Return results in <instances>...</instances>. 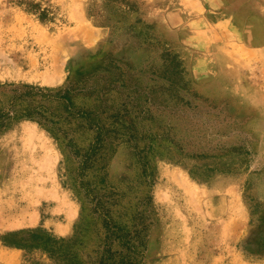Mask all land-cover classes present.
I'll list each match as a JSON object with an SVG mask.
<instances>
[{"label":"rangeland","instance_id":"1","mask_svg":"<svg viewBox=\"0 0 264 264\" xmlns=\"http://www.w3.org/2000/svg\"><path fill=\"white\" fill-rule=\"evenodd\" d=\"M13 83L86 116L0 131V264H264V0H0Z\"/></svg>","mask_w":264,"mask_h":264},{"label":"trees","instance_id":"2","mask_svg":"<svg viewBox=\"0 0 264 264\" xmlns=\"http://www.w3.org/2000/svg\"><path fill=\"white\" fill-rule=\"evenodd\" d=\"M9 85L10 88H0V94L5 97L1 100L3 103L0 106V131L11 122L26 118L36 120L52 133L58 134L60 132L58 123L61 117L54 115L46 103L54 99L62 100L64 106L69 109V114L86 116L82 109L73 102L70 87L54 89L26 83ZM97 135L99 136V132ZM40 233L46 234L47 231L42 228L13 231L3 234L0 240L7 246L23 249L40 247L51 252L53 247L48 245L50 237L46 240L48 233L43 241H36L41 240L39 239Z\"/></svg>","mask_w":264,"mask_h":264},{"label":"crops","instance_id":"3","mask_svg":"<svg viewBox=\"0 0 264 264\" xmlns=\"http://www.w3.org/2000/svg\"><path fill=\"white\" fill-rule=\"evenodd\" d=\"M10 248H12V249H10V251H8V252L11 254V256L18 258V256H19L18 248H15V247L14 248L10 247Z\"/></svg>","mask_w":264,"mask_h":264}]
</instances>
